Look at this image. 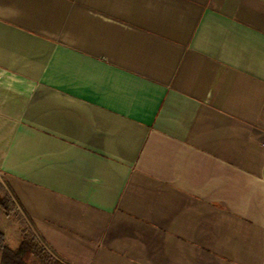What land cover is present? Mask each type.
Returning <instances> with one entry per match:
<instances>
[{
  "label": "crops",
  "instance_id": "0c3cea01",
  "mask_svg": "<svg viewBox=\"0 0 264 264\" xmlns=\"http://www.w3.org/2000/svg\"><path fill=\"white\" fill-rule=\"evenodd\" d=\"M0 181L68 264H264V0H0Z\"/></svg>",
  "mask_w": 264,
  "mask_h": 264
},
{
  "label": "trees",
  "instance_id": "16d2710c",
  "mask_svg": "<svg viewBox=\"0 0 264 264\" xmlns=\"http://www.w3.org/2000/svg\"><path fill=\"white\" fill-rule=\"evenodd\" d=\"M0 264H68L42 243L1 181Z\"/></svg>",
  "mask_w": 264,
  "mask_h": 264
},
{
  "label": "rangeland",
  "instance_id": "374dc122",
  "mask_svg": "<svg viewBox=\"0 0 264 264\" xmlns=\"http://www.w3.org/2000/svg\"><path fill=\"white\" fill-rule=\"evenodd\" d=\"M11 243H12V244H15V243H16V241H15V240H13Z\"/></svg>",
  "mask_w": 264,
  "mask_h": 264
}]
</instances>
